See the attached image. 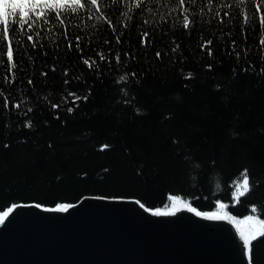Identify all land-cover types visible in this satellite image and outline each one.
<instances>
[{
    "label": "trees",
    "instance_id": "16d2710c",
    "mask_svg": "<svg viewBox=\"0 0 264 264\" xmlns=\"http://www.w3.org/2000/svg\"><path fill=\"white\" fill-rule=\"evenodd\" d=\"M231 2L213 0L219 17L206 0L186 5L190 17L195 13L189 30L179 23L181 11L164 0H145L141 8L135 0H106L115 33L88 9L65 12L64 25L51 20L18 31L12 84L4 83L8 72L0 65V91L9 97L4 108L0 96V213L19 202L52 207L85 195L136 198L148 208L167 209L176 197L200 211L264 223V8L245 25L240 9L223 7ZM143 31L150 34L147 47L140 43ZM77 35L83 53L68 50ZM202 38L213 40L211 57L200 47ZM100 51L109 59L99 60ZM81 55L98 68L89 69ZM189 72L192 78L185 79ZM125 73L127 82L118 84ZM69 92L87 99L73 102ZM20 100V108L12 107ZM29 120L32 126L24 127ZM245 170L250 190L240 195ZM251 260L264 264V234L252 241Z\"/></svg>",
    "mask_w": 264,
    "mask_h": 264
},
{
    "label": "water",
    "instance_id": "95a60500",
    "mask_svg": "<svg viewBox=\"0 0 264 264\" xmlns=\"http://www.w3.org/2000/svg\"><path fill=\"white\" fill-rule=\"evenodd\" d=\"M137 201L85 195L61 203L71 205L64 211L12 204L0 223V264H249L240 235L249 222L182 200L167 209Z\"/></svg>",
    "mask_w": 264,
    "mask_h": 264
},
{
    "label": "snow or ice",
    "instance_id": "6c2138e0",
    "mask_svg": "<svg viewBox=\"0 0 264 264\" xmlns=\"http://www.w3.org/2000/svg\"><path fill=\"white\" fill-rule=\"evenodd\" d=\"M122 0H111V4H119ZM148 2H155V3H161V0H148ZM145 3V0H135L134 6L136 8H141V6ZM164 3L166 4H174L175 8L172 10L175 11L176 9H179L182 14V18L180 19L179 23L185 30H189L192 28L193 24L195 23V13L192 14L190 17V7L188 6H195L197 4V0H164ZM201 4H204V0H201ZM188 5V6H186ZM206 5L208 7L209 12H213L215 16H220V11H217L214 8L213 0H206ZM254 0H232L231 4H224V8H235L240 9L243 13V20L244 24L247 25L250 21H254L256 18V13L261 12V9L264 8V0H260V3L255 4L254 7ZM110 7L108 3H106V0H0V65H3L7 68L8 75L3 76V81L5 84H12L15 80L16 73L13 71L14 69H17L18 64L15 59L14 53L16 52V49L14 48V40L18 33V31L23 34V32L27 31L28 29H32L38 22H42L44 24L49 23L51 20H57L59 21L60 25H64L65 21L62 18V15L65 12H71L73 14H77L80 9H88L89 11H93L94 13H99L100 15L96 17L97 19L104 20L108 27L112 29L113 33L116 32L115 26L112 24L111 19L107 15L106 9ZM148 11H152L151 9H148ZM204 12V7L202 6L200 9V14L202 15ZM251 13V15H249ZM125 16H127V13H124ZM224 16H229V12L225 11L223 13ZM11 18V19H10ZM89 19H92V16H89ZM132 17H128V20L131 21ZM164 17L161 16V20H163ZM223 19H221V23H223ZM144 23H149V21L145 20ZM259 23H260V29L261 32L264 33V12H261L259 17ZM125 27H128L127 24H125ZM39 35V33H37ZM65 39H68V34L65 32L64 34ZM148 31H143L140 34V43L147 47L151 44V40L148 39L149 37ZM82 40V37L77 35L75 36V45H73L72 41L69 39L68 43V50L71 51L73 47L78 52L83 53L84 48L81 46L80 41ZM27 41H33V36L28 35ZM202 43L200 45L202 50H207V55L212 56L213 50L211 48V45L213 44V40L211 39H203ZM121 42V36H116V43L119 44ZM105 44H108L109 42L107 40L104 41ZM233 45L236 44V41H232ZM16 45H20L19 40H15ZM260 44L264 46V36L260 39ZM22 46V45H21ZM32 47L36 48V43H32ZM180 48L179 44H176L174 47H172L171 51L173 53H176ZM111 51V50H110ZM235 51V49H234ZM123 55L125 57L129 56V52H124ZM235 55L239 58L241 53L239 51H235ZM96 56L99 57V60L106 61L109 59V57L103 52H97ZM156 58H161V52L156 51L155 52ZM132 59H135V56H131ZM29 60H32L33 58L31 56L28 57ZM80 59L82 60L84 65H87L89 69H92L94 67L98 68L97 61L93 59L91 56L85 58L83 55H81ZM115 61L117 64L121 63V53L116 52L115 54ZM206 67L211 69L212 65L208 64ZM52 71L55 72L56 68L55 66L52 67ZM262 72H264V68L261 69ZM42 76H46L47 72H41ZM64 75H68V70H64ZM132 76H135V73L131 74ZM185 79H191L192 73H186L184 76ZM128 80V74L125 73L118 77L117 83L121 82H127ZM65 84L68 83V80L64 81ZM28 84H33V81L31 79L28 80ZM122 92H125V90L122 88ZM127 93L125 92V95ZM69 96L74 97L75 100L80 99H87V96L81 97L75 93L69 92ZM0 96L4 97V103L3 107L8 108L9 106V97L7 95H4L3 91H0ZM23 100H20L19 102L13 103L12 107L14 108H20L21 104L23 103ZM65 103H67V99L65 98ZM125 103H128V101H125ZM51 107L57 108L59 105L52 104ZM28 112H31L32 109L28 108ZM73 108L69 107L68 112H72ZM137 113H140V109H136ZM32 126V122L26 121L24 124V127L30 128ZM7 147V145H5ZM108 145H103V148H108ZM245 175L243 179V186L244 191L240 192V195H243L245 192L250 190V185L248 182V177ZM174 202L177 200L176 197L171 198ZM137 203H140L137 201ZM141 207H144L143 204H140ZM39 207V205H37ZM68 207H71V205L66 204H60L57 205V209L60 211L66 210ZM221 208L224 207V205H220ZM12 211V208H9L7 212H3L0 214V223H3L4 218L8 216V214ZM161 213L159 210H157L156 215H160ZM199 215V213H197ZM213 218H223L220 216H214ZM264 233H261L259 231L253 232V233H245L241 231V240L243 242V247L245 249V254L248 256L249 264H252L251 260V251H252V241H254L257 236L262 235Z\"/></svg>",
    "mask_w": 264,
    "mask_h": 264
},
{
    "label": "rangeland",
    "instance_id": "374dc122",
    "mask_svg": "<svg viewBox=\"0 0 264 264\" xmlns=\"http://www.w3.org/2000/svg\"><path fill=\"white\" fill-rule=\"evenodd\" d=\"M220 213H225V212H220ZM250 218H252V217H250ZM252 219L255 221V225H253L251 233L257 232V231L262 233L264 231V223L260 222L259 220L255 219V218H252Z\"/></svg>",
    "mask_w": 264,
    "mask_h": 264
},
{
    "label": "bare ground",
    "instance_id": "6f19581e",
    "mask_svg": "<svg viewBox=\"0 0 264 264\" xmlns=\"http://www.w3.org/2000/svg\"><path fill=\"white\" fill-rule=\"evenodd\" d=\"M179 200H182V199H178L177 201H179ZM177 201H175V202H177ZM183 202H185V203H187L186 201H184V200H182ZM175 202H173L172 204H171V206L173 205H175ZM236 220H237V218H236ZM240 221L241 220H245V221H247V222H249V224L251 225V230H252V227H253V225H255V221L252 219V218H250V217H246V218H243V219H239ZM239 220H237V221H239Z\"/></svg>",
    "mask_w": 264,
    "mask_h": 264
}]
</instances>
